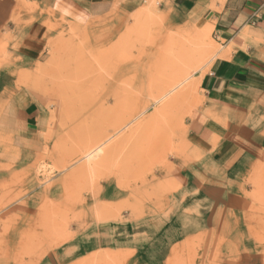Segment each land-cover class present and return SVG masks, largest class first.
<instances>
[{
	"label": "rangeland",
	"instance_id": "1",
	"mask_svg": "<svg viewBox=\"0 0 264 264\" xmlns=\"http://www.w3.org/2000/svg\"><path fill=\"white\" fill-rule=\"evenodd\" d=\"M146 8L156 24L121 42ZM38 10L21 0L1 28L0 127L19 91L38 112L27 120L26 141L0 136V264H159L163 257L160 264H264V166L248 180L249 205L228 215L231 229L223 216L211 244L174 245L211 225L207 205L178 194L174 165L203 102L199 87L177 90L178 100L155 115L154 97L171 76L165 41L188 27L172 26L155 6L114 9L100 19L67 5ZM206 26L193 30L215 44ZM208 55L194 78L209 72L215 55ZM132 116L107 145L113 149L104 163L80 173L84 148ZM156 217L175 224L159 231ZM227 233L236 246L223 244Z\"/></svg>",
	"mask_w": 264,
	"mask_h": 264
},
{
	"label": "crops",
	"instance_id": "2",
	"mask_svg": "<svg viewBox=\"0 0 264 264\" xmlns=\"http://www.w3.org/2000/svg\"><path fill=\"white\" fill-rule=\"evenodd\" d=\"M24 1L38 11L67 5L75 13L93 19L106 17L114 9L124 13L150 4L176 28L209 26L215 58L199 83L203 102L187 123V150L174 165L181 184L178 194L193 206L207 205L205 213L211 214V225L187 231L174 245L180 247L196 238H202L204 245L211 244L212 236H219L221 226L217 224L223 216L231 229L228 215H236L243 205H249L248 180L255 168L264 166V0ZM20 4L21 0H0V40L1 28L12 21V9ZM4 94L1 92L0 99ZM28 102L24 91L10 97L0 136L9 135L13 142L26 139L31 128L27 124L30 113L38 112L34 101ZM197 197L204 200H195ZM174 220L153 219L162 224L159 231L171 230ZM231 235L222 236L229 248L236 246Z\"/></svg>",
	"mask_w": 264,
	"mask_h": 264
},
{
	"label": "bare ground",
	"instance_id": "3",
	"mask_svg": "<svg viewBox=\"0 0 264 264\" xmlns=\"http://www.w3.org/2000/svg\"><path fill=\"white\" fill-rule=\"evenodd\" d=\"M149 6L152 5L149 4L146 7ZM148 11H150L149 8H146V11L137 14L134 18V24L129 26L127 31L125 30L126 32L121 37V42H124L128 38L135 35H142L146 29H149L151 26L156 24L155 18L153 15L148 14ZM187 27L188 28H186L182 34L178 35L179 37H167L165 41V45L167 47L166 57L171 63L169 66L171 76L168 83L161 87L154 97V104L160 105L155 115L159 114L162 110L178 100L176 96H172L177 90L183 88L187 84H189L190 87H199V83L204 76V73L197 78H194V75L202 69L204 70V67L207 65L205 62L209 56V52L212 53V50L215 49V45L213 43L208 45L204 43V30L195 32L193 30V26L190 25ZM134 120L133 116L125 119L120 126L114 129L113 133L106 134L98 138L96 141L90 143L86 148H84L78 156L81 161H84L79 168V172L82 174L88 173L100 167L113 149L111 145H107L110 144V142L120 133L121 130L129 127ZM149 120L150 119H146L143 123ZM143 123L141 121V124L138 125L141 126Z\"/></svg>",
	"mask_w": 264,
	"mask_h": 264
}]
</instances>
